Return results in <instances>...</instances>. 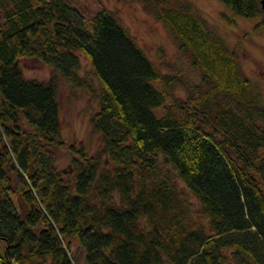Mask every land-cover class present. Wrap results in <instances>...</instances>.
Listing matches in <instances>:
<instances>
[{
  "label": "trees",
  "instance_id": "1",
  "mask_svg": "<svg viewBox=\"0 0 264 264\" xmlns=\"http://www.w3.org/2000/svg\"><path fill=\"white\" fill-rule=\"evenodd\" d=\"M137 1L197 80L163 72L106 6L87 22L69 0H0V264H76L71 238L84 264H264V100L190 0ZM221 1L264 27L260 0ZM59 77L97 99L93 152L63 138Z\"/></svg>",
  "mask_w": 264,
  "mask_h": 264
},
{
  "label": "rangeland",
  "instance_id": "2",
  "mask_svg": "<svg viewBox=\"0 0 264 264\" xmlns=\"http://www.w3.org/2000/svg\"><path fill=\"white\" fill-rule=\"evenodd\" d=\"M85 16H90L101 6L112 9L121 22L133 34L147 55L163 71L172 72L179 68L189 80H197V72L190 67L187 55L181 51L170 32L152 12L137 0H69ZM207 21L209 27L218 34L227 46L234 50L235 57L251 85L264 100V27H255L258 17L238 15L221 0H190ZM80 74L96 85V78L88 59L80 52ZM23 74L27 77L46 79L52 68L36 57L20 59ZM154 84L160 87L159 81ZM176 94L184 93L180 84L174 86ZM58 99L60 102L62 134L64 140L76 144L82 142L89 152L100 147V134L92 127L90 115L98 108L95 96L84 88H72L59 77ZM162 106L154 111L162 113ZM68 147L62 146L54 151L57 166L65 169L70 160ZM181 186V183L176 180ZM190 199H195L189 195ZM4 241L0 239V250ZM69 251L76 264H84V251L75 238L70 240Z\"/></svg>",
  "mask_w": 264,
  "mask_h": 264
},
{
  "label": "water",
  "instance_id": "3",
  "mask_svg": "<svg viewBox=\"0 0 264 264\" xmlns=\"http://www.w3.org/2000/svg\"><path fill=\"white\" fill-rule=\"evenodd\" d=\"M260 4H261V8H262L263 13H264V0H260Z\"/></svg>",
  "mask_w": 264,
  "mask_h": 264
}]
</instances>
